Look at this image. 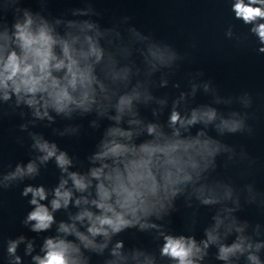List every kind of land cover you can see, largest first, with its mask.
<instances>
[{"label": "clouds", "instance_id": "obj_1", "mask_svg": "<svg viewBox=\"0 0 264 264\" xmlns=\"http://www.w3.org/2000/svg\"><path fill=\"white\" fill-rule=\"evenodd\" d=\"M229 2L233 19L250 26L257 51L264 53V0ZM21 3H0V117L11 112L25 119L28 113L17 109L23 105L30 110L32 119L19 128L31 139L30 149L36 155L0 173V190L36 179L49 162H54L59 177L51 188L28 183L21 192L22 197H30L27 203L31 206L22 224L37 235L49 233L55 226V234L43 236L38 253L35 238L20 235L9 239L6 264H24V257H30L31 264H92L93 254L104 257L103 264H158L156 253L138 245L126 247L124 239L114 240L133 229L154 231L155 238L162 240L160 260L171 264H212L210 257L223 264H264V225L237 215L244 204L264 208V194L252 183L238 186L217 171L222 156L226 157L225 168L245 162L251 167L255 161L243 148L238 152L208 133L212 126L220 137L253 135L249 112L224 114L208 104L186 107L200 87L216 94L210 80L195 82L203 76L198 71L192 74L190 91H180L172 100L166 131L159 117L169 99L152 90L168 88L170 73H162L158 81L153 77L162 69L178 70V61L187 53L181 55L171 45L152 42L135 27L128 29L131 39L125 41L117 27L102 29L97 21L79 19L98 15L90 4L70 9L72 18L53 17L50 21ZM45 4L41 0L42 9ZM129 20L123 17L125 23ZM234 29L229 24L224 35L241 43L244 38ZM137 42L145 46L134 48ZM134 52L142 58V67L131 59ZM172 87L181 86L177 82ZM235 99L244 109L253 105L248 92ZM221 102L230 105L233 98L222 101L216 96L215 103ZM141 105L150 107L156 119L145 121ZM91 113L96 115L89 124L92 129L98 130L103 118L112 123L88 157L91 166L87 172L72 170L74 157L56 142L29 130L38 121H47L45 126L51 127L56 117L71 119L74 114ZM196 125L203 127L193 135L191 129ZM80 131V125L53 129L61 137L78 136ZM145 134L150 139L137 143ZM17 143L23 144V138H17ZM181 196L187 208L196 201L215 209L213 223L204 227L202 239L173 234L155 222L176 211L175 201ZM58 212L66 219L58 220ZM197 222L194 213L191 224ZM230 237L234 239L229 242ZM21 244L25 245L24 257L17 254Z\"/></svg>", "mask_w": 264, "mask_h": 264}]
</instances>
